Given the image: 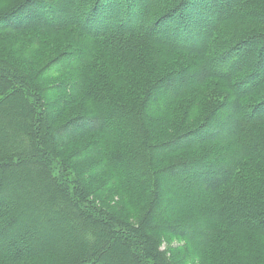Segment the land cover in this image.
Instances as JSON below:
<instances>
[{
	"label": "trees",
	"instance_id": "1",
	"mask_svg": "<svg viewBox=\"0 0 264 264\" xmlns=\"http://www.w3.org/2000/svg\"><path fill=\"white\" fill-rule=\"evenodd\" d=\"M76 2L71 5L69 0H26L21 6L0 14V31L75 28L97 45L106 46L94 54L108 59L101 62L98 58V67L92 69L95 75L90 84L94 87L97 83L102 85L100 76L107 80L115 72L120 77L118 83L131 84L132 78L119 73L121 64L129 61L132 65V55L140 57L144 55L142 51H154L151 48L155 45L176 54L180 50L194 52L197 70L194 68L191 73L192 64L159 79L163 86H174L162 89L165 99L161 102L166 104L161 105L159 94L155 92L159 84H151L152 81L142 84L143 91L136 96L132 94L128 100L118 99L107 88L102 91L103 96L87 89L90 84L84 85L82 91L79 88L80 95L88 99L91 113L78 121L82 126L90 125L87 130L101 139L97 153L113 179V186L123 193L130 192L128 197L132 204L138 205L139 214L132 216H140V219L130 221L99 204L74 175L69 163L58 155L56 141L59 136L54 137L49 125L51 118L41 106V97L27 82V73L2 60L0 241H6L11 248L4 253L0 250V264L44 263L45 260L52 264H173L168 252L161 247L159 237L150 233V230L161 228L154 225L152 219L159 213L158 208L156 210L160 204L157 194L162 191L157 184L158 176H154L153 165L159 158L152 132L153 127L161 129L166 124H175L177 118L180 125L173 128L162 143L168 151L191 150L189 146L196 145L194 150L200 152L203 148L199 147L211 142L224 143L226 148L222 158L210 147L204 151L212 153L213 157L207 155L178 161L168 168L170 172L178 171L181 177L191 179L193 183L189 184L195 188L189 187L194 191V200H207L209 206L200 221L205 219L198 225L199 217L187 213L193 224L191 229L180 225L184 223L180 216V222L164 224L167 229L160 231L186 239L194 235L198 248L208 252L198 250L199 264H243L247 253L240 245L242 235L264 237V127L260 126L264 125V97L256 102L247 101L251 95L258 94L257 91H264V32L243 36L227 46L224 27L242 21L237 17V10L243 9L246 0H155L161 8L153 17L151 12L156 8L153 2L149 5H144L142 0ZM70 6L75 7L77 13L69 11L70 18L58 19L57 16L62 18V11ZM216 11H220V15L213 18ZM141 13L150 19L148 29L144 31L142 24L130 28L131 22ZM257 14L256 23L264 27V14ZM44 15L48 17L44 23L33 20L44 19ZM113 20L121 26L110 31L108 23ZM222 30L221 45L227 44L207 53L209 43L216 44ZM157 32L169 34L173 39H159L155 36ZM204 39L206 43H201ZM178 40L184 45L180 46ZM248 42H259L250 62L234 71H223L222 65ZM241 56L239 52L235 62ZM209 60L220 65L219 69H215ZM241 68L243 73H240ZM206 80L208 83L223 82L230 89L232 97L224 101V106H231L232 110L226 115L221 112L218 115L221 114L226 123L232 121V127L222 129L220 121L218 131L221 132L211 131L210 135L196 139L200 127L194 128L193 123L190 128H184L189 122H184L176 109L185 104L194 109V99L185 96L193 94L190 92L194 85H207L202 84ZM142 93L144 98L152 94V103L154 101L158 107L148 106L145 100L138 102L140 107L134 105L132 97L137 99ZM160 110L168 111L164 116ZM110 112L119 125L111 126L104 120ZM193 120L194 114L190 121ZM247 141L259 146L253 148ZM237 147L239 150L235 151ZM220 169L223 170L217 175ZM194 177L202 179L201 182H195ZM173 180L180 186H188L181 185L177 178ZM99 194L102 200L111 202L105 190ZM9 199L13 201V207L8 209L5 200ZM201 208L194 207V211ZM65 228L69 233L63 232ZM50 229L57 232V238L64 237L54 250L40 246ZM20 242L26 246H20Z\"/></svg>",
	"mask_w": 264,
	"mask_h": 264
},
{
	"label": "rangeland",
	"instance_id": "2",
	"mask_svg": "<svg viewBox=\"0 0 264 264\" xmlns=\"http://www.w3.org/2000/svg\"><path fill=\"white\" fill-rule=\"evenodd\" d=\"M25 1L26 0H0V10H3L0 14L21 6ZM69 1L72 5L73 3H77L76 1L78 0ZM150 2L156 3V8H153L151 12L153 17L154 13H156L161 6H159V3L155 2V0H142L144 5H147ZM246 2V4L243 3L244 6L242 10H237V17L242 21L224 27V40L228 41V44L225 43L227 46L234 43L236 39L243 38V36L247 37L256 32H264V27L258 26L255 20L258 16L257 13L264 14V0H246ZM69 11L75 12V14L77 13L75 7L70 6V9L68 8L62 11L64 15L62 18L59 15L57 18H70L68 15ZM217 15H220V11L214 12L213 18ZM44 16V19L39 17L33 18V20L38 23H44L48 19L46 15ZM148 20L150 21L148 15L141 13L137 20L131 22L130 28L142 24L145 31L148 29ZM120 26L121 25L114 20L108 23L110 31L117 30ZM70 29L71 30L64 31H62L63 29H58L60 31H26L23 29L17 30L11 28L7 29L8 32L5 30L0 31V57L2 58H0V62L3 60L9 65L13 64L27 73V82L32 84L37 91L38 95L41 97V106L48 111V116L51 118L49 125L51 126L52 133H54V137L56 138V136H59L57 141L55 140L58 155L69 163L70 168L74 171V175L83 185L86 186L87 190L91 192V196L99 204H102L106 209L116 213L119 217L130 221H138L140 216L134 217L132 215H137L140 211L138 212V208L136 209V207H138L137 203L132 204V201L129 198L130 192L126 194L116 186L114 187L113 179L109 172L103 167V161L97 153L101 139L99 136L91 134V132L87 130L90 129V125L82 126L80 121H78L79 118L91 113V107L88 105V102H86L88 99L85 97L84 93L83 95L86 100L80 95L82 87L86 84H90L91 81H94L95 74L92 73V69L95 66L98 67L97 59L99 58L101 62L108 60L104 57L94 56V54H98V52L101 51V48L107 47L97 45L89 36L84 35L75 28ZM221 35L223 36V30L221 31V34L219 32V38L217 39L216 44L214 43L212 45V42L209 43L208 50L206 51L207 53H209L210 50L214 51V48H216L215 51L224 48L223 46L225 44L221 45L223 41L220 42ZM155 36L163 40L173 39L169 34L163 35L160 32L155 33ZM178 41L181 43L180 46L184 45L181 40ZM201 43H206V40H202ZM258 43L259 42H248L244 46L242 45V49L239 50L240 55H242L240 59L235 62L236 56L239 52L230 57L229 61L222 65L223 71H234L241 66L245 67L247 61L250 62V59H252L253 55L256 53ZM151 49H154V51H142L141 53L144 55H141L140 57L132 55L131 57L134 59L132 65H129V61L121 64L122 69L119 73L132 78L133 80L131 79V84L118 83L120 77H118L119 75H116L115 72L112 73L107 80L100 76L99 83L102 85L97 83L94 87L90 84L87 85L86 88L92 89L93 93L98 96H103L102 91L107 88L108 90H111L110 93L118 99L128 100L132 94L136 96L143 91V88L141 87L142 84H150L152 81L151 84H159L155 92L159 94L158 99L160 100V105L162 103L166 104V102H161V100L165 99L163 98L162 89H165L167 85L163 86L162 84L164 83H161V81L159 82V79L168 76L171 72L177 69H185L186 66L192 64L193 70H191V73H193L197 59L194 56V52L191 51L180 50L179 54H176L166 50L167 48L161 45H155ZM210 64L215 69H219L218 67L220 65L216 62L210 61ZM127 67H129L128 70L126 69ZM243 69L240 73H243ZM184 71L185 70H183V72ZM261 75L262 70L259 73V77ZM166 84L169 83L167 82ZM202 84L207 85L199 87V85L196 84L191 88V90L194 89L190 92L193 94H187L185 96L194 99V109L188 108L186 104L178 106L176 109L177 114L180 113L182 115L183 121L189 122L184 128H190L193 123L194 128L196 126L200 127L197 131L200 134L195 137L196 139L210 135L211 131H218L220 121L222 129H230L232 127V121L226 123V121L222 119L221 114L220 117L218 115L219 112L225 113L226 115L232 110L231 106L227 108L224 106V101L231 99L232 97L230 89H228L223 82L213 81L208 83L206 80ZM167 87L172 89L174 86L170 84V86ZM187 91H190V89H187ZM257 92L258 94L251 95L247 101L256 102L262 100L264 97V91ZM170 93L174 95L171 90ZM151 96L153 97L152 94ZM151 96L149 94L144 98L142 93L137 99L132 97L131 101H133L134 105L139 107L140 104L138 102L142 100H145L148 103V106L158 107L154 101L152 103ZM166 111L168 110H160L159 112L165 116L167 114ZM151 112H153V109H151ZM192 114H194V120L190 121L192 119ZM215 114H217V116H215ZM215 118L218 119L215 120ZM104 120L110 123L111 126L119 125V122L116 121L112 112L107 113ZM179 125L180 120L177 118L175 124H166V126H161V129L153 127L152 135L155 139V144H157L156 150L159 158V162L153 165V170L155 171L154 176H158L157 184L161 187L162 191H158L160 193L157 194V197L160 199V204L156 207V210L158 208L159 213L153 217L152 223L154 225H159L161 228L150 230V233L159 237L161 247L168 252L169 257L173 260V264H199L198 259L200 260V254L198 250L201 253L208 252H204L198 248L197 243L194 242V235L188 236V239H186L183 236L180 237L174 233L171 234L160 230L167 229L164 224L171 225L172 223L180 222L178 221L180 220V216L184 223L179 224L191 229L193 224H191V220H189L187 213L197 215L199 219L196 223L197 225L200 224V222L205 219L202 218L200 221V217L207 214L209 202L207 200H194V191H192L190 187L195 188V186L189 184L193 183L191 179L181 177L178 171L170 172L168 168L178 161L204 157L207 155L213 157L212 153L204 151L208 150L210 147L217 151V157L222 158L226 146L224 143L211 142L204 147H199L200 149L203 148L200 152L194 150L197 149L195 148L196 145L189 146L191 150L168 151L163 147L162 143L167 139L171 130L177 128ZM260 126L264 127V125ZM247 142L253 148L259 146V144H252L251 141ZM228 145L231 148L232 145L230 142ZM238 150L237 147L235 151ZM126 164L128 165V163ZM222 170L223 169H220L219 172L217 171V175H219ZM173 178H177L181 185L186 184L188 186H180L178 185L179 183L176 184ZM201 180L202 179L199 177H194V181L197 183H200ZM102 190H105L108 193L111 202L102 200L99 194ZM5 201H7L6 208L9 209L13 207H11L13 204L11 199ZM199 206L202 208L199 211H194V207L198 208ZM214 208L215 207L212 206V209ZM133 218L135 219L133 220ZM63 232H67V229L65 228ZM54 233L55 232L50 229L40 246L51 250H54L56 246L58 247L60 241L64 239V237L57 238V232ZM240 245L247 253L245 255L246 258L242 261L243 264H264L263 236L261 237L256 234L245 233L240 239ZM20 246L24 247L26 244L20 242ZM10 248L11 247L6 241L5 243L0 241L1 252L4 253ZM30 264H52V262L45 260L44 263L34 261Z\"/></svg>",
	"mask_w": 264,
	"mask_h": 264
}]
</instances>
